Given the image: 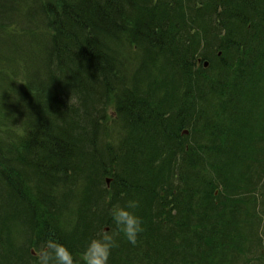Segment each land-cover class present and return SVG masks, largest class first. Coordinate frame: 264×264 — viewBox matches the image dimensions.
Returning a JSON list of instances; mask_svg holds the SVG:
<instances>
[{
	"label": "trees",
	"instance_id": "obj_1",
	"mask_svg": "<svg viewBox=\"0 0 264 264\" xmlns=\"http://www.w3.org/2000/svg\"><path fill=\"white\" fill-rule=\"evenodd\" d=\"M18 76L0 264H240L264 203V0H0V106Z\"/></svg>",
	"mask_w": 264,
	"mask_h": 264
},
{
	"label": "rangeland",
	"instance_id": "obj_2",
	"mask_svg": "<svg viewBox=\"0 0 264 264\" xmlns=\"http://www.w3.org/2000/svg\"><path fill=\"white\" fill-rule=\"evenodd\" d=\"M20 76H18L16 79H14L13 81L11 80V83H12V90H10L8 93H5L3 96V101H2V105L0 106V115H3L4 116V120H5V123L8 124V126H3L0 128V134L4 135L6 132H9L10 134H12L16 128H17V122H19V114L17 112V100H16V91L18 90L19 88V82H20ZM264 83V81H262V84ZM261 84V86H262ZM264 85V84H263ZM262 90H263V97H264V87L262 86ZM12 101L13 103L12 104H9L8 101ZM262 102H264V100H262ZM262 110H264V106L262 108ZM111 110H108V113H110ZM109 130L112 131V126L109 127ZM262 156V155H260ZM257 186V184L255 185V187ZM264 187V181H260L259 182V186H258V189L259 188H263ZM256 190H253V192H255ZM258 194V191L255 192V195ZM218 195L217 192L214 193V196ZM251 193H247V196H246V199L247 197H250ZM234 195L230 196V201H228V203H234V202H238V201H234ZM258 200H260V196L257 198ZM221 200V196L219 197V201ZM227 201V200H225ZM247 209V206L248 205H244ZM114 207H119L118 203L116 204H113L111 203V208L112 209H108L109 210V213L113 215V212H114V216L115 218H117L118 214H119V210L118 209H113ZM232 207V205H229V207H227L226 209H230ZM258 208L259 209H255V211H257L259 214H263L262 211H264V203L261 204V207L260 205H258ZM103 210V209H99L98 210V213ZM250 211V216L251 217V210L248 209ZM262 210V211H261ZM108 214H106L107 216ZM229 215V214H228ZM263 217H264V214H263ZM105 226H98L97 223H94L92 225V231L94 233V236L95 237H98V238H101L103 241L107 238H110L112 239L113 238V235L111 233V230L110 228H107V230H105ZM239 229H236V232L237 234H241L242 232H238ZM260 236V238H257L256 236ZM255 238H257L258 240H256L257 244H255V247L256 248V252L259 253V255L261 257H259V259L261 260V262H256V261H251V258L254 256L256 257L255 255H252L250 254L251 256L248 255V253L246 252L244 255H239V258H240V264L244 262V260H247V263L246 264H264V223L262 224L261 226V229L258 230V232H255ZM250 237H253L251 236L250 233L248 232H245V238H250ZM262 238V240H261ZM246 243H254L253 240L249 239V240H245ZM107 258V257H106ZM106 258L104 259V261L106 262ZM258 259V260H259ZM259 260V261H260ZM112 264H114V262L112 261Z\"/></svg>",
	"mask_w": 264,
	"mask_h": 264
},
{
	"label": "water",
	"instance_id": "obj_3",
	"mask_svg": "<svg viewBox=\"0 0 264 264\" xmlns=\"http://www.w3.org/2000/svg\"><path fill=\"white\" fill-rule=\"evenodd\" d=\"M204 65L206 66L207 65V62H205Z\"/></svg>",
	"mask_w": 264,
	"mask_h": 264
}]
</instances>
